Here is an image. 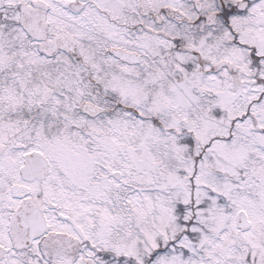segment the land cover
<instances>
[{
    "label": "snow or ice",
    "instance_id": "snow-or-ice-1",
    "mask_svg": "<svg viewBox=\"0 0 264 264\" xmlns=\"http://www.w3.org/2000/svg\"><path fill=\"white\" fill-rule=\"evenodd\" d=\"M0 264H264V0H0Z\"/></svg>",
    "mask_w": 264,
    "mask_h": 264
}]
</instances>
